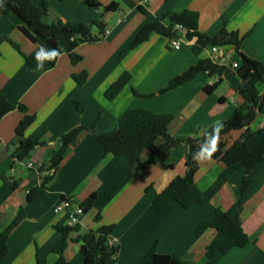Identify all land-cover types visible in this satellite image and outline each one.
<instances>
[{
	"label": "crops",
	"instance_id": "0c3cea01",
	"mask_svg": "<svg viewBox=\"0 0 264 264\" xmlns=\"http://www.w3.org/2000/svg\"><path fill=\"white\" fill-rule=\"evenodd\" d=\"M41 6L49 4L48 21L64 19L74 23L101 22L108 33L102 41L82 44L76 53L82 56L72 64L68 54L59 55L52 66L43 60L37 68L26 62L8 42L0 45V92L15 105L27 107L35 121L25 137L46 145L32 150L24 160L13 156L19 142L16 129L25 114L15 109L0 119V228L5 230L23 209L24 220L11 232L9 251L0 264H38V258L54 264L59 255L52 251L63 235L57 225L63 224L65 212L55 207L65 198L82 203L93 194L103 195L125 172L128 162L106 153L90 130H83L66 152L55 179L48 189L40 188V168L48 165L60 149L62 135L81 125L104 132L113 129L118 120L132 108H144L155 114H170L169 126L175 136H189L228 120L244 103L236 92L241 79L235 69L221 76L222 82L211 94L204 88L218 77L199 73L189 82L160 94L176 76L186 72L200 60L209 59L211 46L199 55L192 50L196 39L183 40L179 50L170 47V38L158 32L137 47L129 46L141 28L161 15L185 10L199 16V30L215 37L222 30L237 32L243 38L241 51L249 58L264 61V0H153L146 3L149 15L142 14L138 0H100L103 7L113 3L114 11L91 9L83 0H31ZM170 25V20L164 21ZM16 15L0 13V34L19 44L25 55L32 54L39 45L30 41L19 29ZM176 28V27H175ZM93 34L97 28L93 27ZM234 59L239 62L233 46ZM240 63V62H239ZM88 73V80L79 85L74 75ZM131 80L113 100L105 97L107 89L124 73ZM264 95V84L258 86ZM139 95L154 94L151 98ZM254 136L250 148L264 141V102L262 111L250 125ZM244 130L231 132L224 138L228 145L239 139ZM185 146L172 152V169L164 170L149 162L145 150L110 199L95 204L85 212L78 231L69 235L64 255L68 264H84L80 243L76 239L88 231L113 226L110 239L119 246L109 264H137L154 246L159 254L177 255L189 264H208L206 249L216 236L209 228L201 236L197 227L212 220L216 209L235 216L240 211L243 228L250 242L244 248H234L227 254L218 252L213 264H261L264 261V158L248 174L244 166H227L213 160L206 151L199 157L196 175L198 187L207 202L186 209L175 200H167L161 210L154 204L156 197L186 170ZM32 164L33 167H29ZM11 176L18 187L10 192L3 181ZM252 183L243 191L245 177ZM37 189L28 201V194ZM99 217V220L97 219Z\"/></svg>",
	"mask_w": 264,
	"mask_h": 264
},
{
	"label": "trees",
	"instance_id": "16d2710c",
	"mask_svg": "<svg viewBox=\"0 0 264 264\" xmlns=\"http://www.w3.org/2000/svg\"><path fill=\"white\" fill-rule=\"evenodd\" d=\"M64 1V0H58ZM141 2L138 9L144 15H149L145 0ZM84 4L91 9L104 8L105 11H114L118 8L116 3L103 7L100 0H83ZM0 13L3 15L13 14L20 20V31L33 43L39 47L30 55H25L19 44L9 37L0 34V45L8 42L22 56L27 63L36 65V53L44 47L46 50H56L55 57H42L54 66L60 54L69 55L72 64H77L83 58L76 53L82 44H93L103 40L106 34V27L99 21L91 23H74L64 19L48 21L49 4L44 1L41 6L34 4L31 0H0ZM170 20V25L164 21ZM181 25L187 30L185 40L196 39L192 50L199 55L208 46H233L239 57V67L235 69L236 75L241 79L236 92L244 98L241 105L232 116L223 122L216 124L202 132H197L189 136H175L169 126L174 120L170 114H155L151 110L144 108L129 109L117 122L116 126L101 132L95 125L87 127L81 125L60 137V149L53 156L48 165H43L40 170V188L48 189L50 183L55 179L58 169L70 146L78 139L83 130H90L98 142L104 147L106 153H110L117 158H125L128 162L127 168L114 184L103 194H93L81 203L85 212L90 210L100 201L110 199L117 192L125 177L132 171L135 163L142 153L150 152L149 162L160 165L164 170L173 168L169 163L170 156L179 145L185 146L186 170L184 174L178 175L172 182L156 197L154 204L157 210H161L167 200H175L182 207L188 209L194 204H205L208 200L203 191L198 187L196 175L199 170V157L195 154L200 151L205 141L213 133V128L218 126L219 132L216 134L215 142L211 145L210 158L220 160L227 166H244L247 174L255 168L264 158V141L257 147L250 148L249 140L254 136L250 125L256 120L262 111L264 95L261 96L258 86L264 84V61L249 58L241 51L243 38L237 32L222 30L215 37H210L199 30V16L196 12L185 10L180 13H166L161 15L156 21L143 26L135 40L129 46L130 49L137 47L149 40L154 32L168 38H177L182 35L175 31V27ZM93 27L97 28V33L93 34ZM40 61V62H41ZM232 67L213 63L210 59L200 60L186 72L173 78L169 84L162 88L159 93L163 94L171 91L192 80L199 73H207L211 77H218V80L204 88L206 94H211L222 82L221 76ZM233 69V68H232ZM131 74L124 72L106 91L105 97L113 101L126 87L131 80ZM79 85H84L88 80V73L83 72L73 76ZM134 93L142 98H151L154 94L142 95L136 91ZM19 109L25 114L19 123L16 134L19 142L13 156L17 161H22L26 156L39 146L46 145V142L36 141L25 137V132L35 121V117L28 113L26 106L15 105L0 92V119L11 111ZM244 130L242 136L228 145L224 140L231 132ZM3 181L8 186L10 192L18 187V181L11 176H4ZM252 180L246 176L243 191L248 189ZM37 189H32L28 194V201H31L37 194ZM242 204L237 215L231 216L220 209H216L212 220L202 222L196 229V235L201 236L209 228L216 230V236L206 249L208 264H213V260L218 252L227 254L234 248L246 247L250 239L243 228L241 218ZM23 209L14 221L3 231L0 228V263L9 251L8 239L11 232L24 220ZM99 220V217L97 218ZM65 223V222H64ZM57 225V230L63 235L61 243L52 248V251L59 255L54 264H68L64 255L68 245L69 235L73 231H78L79 225L68 227L65 224ZM113 226H104L97 231H88L80 235L76 241L80 243L81 253L84 257V264H109L112 257L116 256L119 246L109 244V238ZM38 264H48L45 260L37 259ZM137 264H189L188 261L177 255H162L156 250V246L151 248ZM264 264V261L261 263Z\"/></svg>",
	"mask_w": 264,
	"mask_h": 264
},
{
	"label": "built area",
	"instance_id": "2783aa9c",
	"mask_svg": "<svg viewBox=\"0 0 264 264\" xmlns=\"http://www.w3.org/2000/svg\"><path fill=\"white\" fill-rule=\"evenodd\" d=\"M151 1L153 0H145L144 2L148 3ZM175 31L181 34L182 36L177 38H170L169 43L170 47L175 50H179L182 46L183 40H185L187 30L181 25H177ZM106 33H108V30L106 31ZM227 47L228 46L222 48L218 46H211V54L209 59L215 64L231 66L233 69H237L240 63L237 59H234L232 51L227 50ZM29 167H33V165L30 164ZM55 212H65V226L75 227L76 225L80 224L82 216L85 214V209L84 207H82L81 203H76L72 199L65 198L59 205L55 207ZM109 244L116 246L115 241L110 238Z\"/></svg>",
	"mask_w": 264,
	"mask_h": 264
},
{
	"label": "clouds",
	"instance_id": "9594fccd",
	"mask_svg": "<svg viewBox=\"0 0 264 264\" xmlns=\"http://www.w3.org/2000/svg\"><path fill=\"white\" fill-rule=\"evenodd\" d=\"M56 55H58L56 50H46L44 47H41L37 53H36V60L38 61L37 63V68H41L43 67V64L40 63L41 58L42 57H55ZM218 124V122H217ZM219 132V127L216 126L213 128V133L209 136V138L205 141L204 145L201 147L200 151L197 152L195 155L197 157H201L203 156V154L208 151L210 154V150H211V145L215 142L216 139V134Z\"/></svg>",
	"mask_w": 264,
	"mask_h": 264
}]
</instances>
